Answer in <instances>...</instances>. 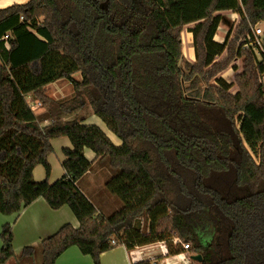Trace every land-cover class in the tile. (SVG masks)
Instances as JSON below:
<instances>
[{
    "label": "trees",
    "instance_id": "16d2710c",
    "mask_svg": "<svg viewBox=\"0 0 264 264\" xmlns=\"http://www.w3.org/2000/svg\"><path fill=\"white\" fill-rule=\"evenodd\" d=\"M226 12L240 22L218 43ZM262 22L264 0H30L0 9V214L42 198L79 222L19 253L4 224L0 264H23L37 250L38 264H55L71 247L101 264L118 246L158 242L173 255L189 244L202 257L193 264H264V55L242 45ZM191 25L194 63L183 55ZM238 60L228 83L220 74L237 71ZM59 80L73 95L55 101L46 89ZM87 106L120 146L95 125L63 120ZM62 137L73 149L63 150L65 175L50 184L51 141ZM87 149L110 173L106 192L122 202L107 217L78 186L93 168ZM39 165L43 182L33 177ZM196 224L213 227L209 247Z\"/></svg>",
    "mask_w": 264,
    "mask_h": 264
},
{
    "label": "crops",
    "instance_id": "0c3cea01",
    "mask_svg": "<svg viewBox=\"0 0 264 264\" xmlns=\"http://www.w3.org/2000/svg\"><path fill=\"white\" fill-rule=\"evenodd\" d=\"M29 1L30 0H0V9L12 6L14 4H26ZM222 16L224 18L225 17L229 18L232 22L227 25L224 23V19H223V22L221 26L218 28V32L214 38V40L218 43L224 42V38L228 33V31L230 30H231V36H233L234 29L235 27L238 26L240 22V16L237 13L226 12V13H222ZM192 26L193 25L187 27L183 31L182 40H183V49L186 43L190 49L188 53L190 61L195 62L193 36L192 33L189 32V30H187ZM232 26H234V29H231ZM262 39L264 42V35ZM257 57L261 60L259 56ZM237 63L241 64V61L238 60L235 62L237 71H234L232 68H230L231 70H233L234 75L236 72H240L242 69V66L239 68V66H237ZM220 77L223 78L222 76ZM227 82L232 83L233 80L231 82L229 81ZM261 82L264 84V75L261 78ZM46 90H47L46 91L47 96L50 97L51 99L55 101L63 100L62 98L55 99L58 98L57 96L62 94L60 90H54L50 94L48 93V87ZM67 94H70V96L68 95L64 99L70 98L73 95V93L70 92H68ZM27 100L28 102H30L31 108L40 126L41 127L49 126L51 124V119H49L47 112L41 106V104L37 102L36 103L31 102L32 99L30 96L27 98ZM91 113L92 112H84V110H82L79 112L78 116L79 115L82 116L81 120L85 125H87L86 122L89 118L90 122L99 126L96 123V121L91 117ZM69 118L70 116H64L63 120L70 121ZM99 128H101V126H99ZM107 136L115 146L121 145V142L114 140V138L111 135L107 134ZM51 146L53 148V153L48 157V161L51 165V174L48 178V182L50 184H53L54 182H56L65 175V171L62 167V164L65 160V155L63 153V150L64 149L72 150L73 147L70 140L67 137L53 139L51 141ZM85 157L89 161L93 162V168L78 182V184H80L81 182L83 183L85 180L90 186L91 183L97 184L95 182V179L98 178V174L100 175L104 174V176L101 175L103 181L99 183L101 184V187H103L105 179L109 178L110 173L103 164L99 165L95 154L91 150L88 149L85 150ZM33 177L36 182H43L47 179L45 169L43 168V166L39 165L35 167V169L33 170ZM84 189L86 191L88 190V187L86 188L84 187ZM82 192L84 193L83 190ZM101 192H102V188H101ZM100 198H103V201L101 202V205L98 204L96 207L98 208V213L101 216H104L103 214L107 210L103 206V202H106L105 205L106 207L107 206L113 207L114 205L112 206V203L114 202V200L113 198L107 197L103 193H101ZM89 200L91 199L89 198ZM91 202L93 203L92 200ZM7 223L11 224L13 228V248L16 253H19L24 247L39 245L44 239L55 234L62 226L66 224H70L76 229L79 227V222L72 213V211L69 209V207L64 206L59 210H52L42 198L37 199L34 203H32L30 206L22 210L19 214H14L11 216L0 214V232L2 226ZM203 228L202 231L205 232L204 235L200 233L198 234H200L199 237L201 238L204 246L209 247L212 244L214 230L213 227L210 225L204 226ZM169 246L170 245L167 244L166 242H158L150 245L135 247L132 250H128L125 246H118L101 255V264H133V262L135 261H139V262L150 261L151 264H163V263L193 264L192 261L194 260L192 259V256L187 250L183 251L181 249L182 250L181 254L173 255L169 251ZM1 247L2 244L0 240V249ZM36 260L38 261L36 262ZM40 261H41V251L37 250L34 259L24 260L23 264H34V263L38 264L40 263ZM9 264H14V261H11ZM55 264H93V261L89 256L83 255L77 247H71L57 259Z\"/></svg>",
    "mask_w": 264,
    "mask_h": 264
},
{
    "label": "rangeland",
    "instance_id": "374dc122",
    "mask_svg": "<svg viewBox=\"0 0 264 264\" xmlns=\"http://www.w3.org/2000/svg\"><path fill=\"white\" fill-rule=\"evenodd\" d=\"M223 19H224V23L227 24V25L232 22L229 18H226V17L224 18L223 17ZM236 22H237V20H236ZM259 27H261L264 30V22H262V24L259 25ZM231 29H234V26H232ZM235 29H236V27H235ZM235 29H234V31H235ZM187 30H189V28ZM189 51H190V49H189V47H188V45L186 43L185 46H184V49H183L184 61L185 62L194 63V61H190V59H189V55H188ZM237 66H239V68H240L242 65L240 63H237ZM233 75H234V72L230 68L220 74V76H222L225 80H227L229 82H231L233 80ZM73 78L75 80H77V81H80L81 80V75L80 74H75L73 76ZM54 90H60V92H62V94L59 95V96H57L58 98H55V99H61V98L64 99L68 95L70 96V94H67L68 92L73 93V87H72L71 83H69L66 80H59V81L54 82L53 84H51V85L48 86V93L49 94L52 93ZM235 91H236V88L235 87H233L230 90V92H232V93H235ZM83 110H84V112H92L91 108L88 107V106L85 107ZM81 117H82L81 115L78 116V114H77V115L70 116L69 119H70V121L71 120H74V119H77L78 121H82L81 120ZM91 117L96 121V123L99 126H101L102 129L101 128L100 129L106 135L107 134L108 135H111L114 138V140H117L118 142H120V140L113 133H111L108 130V128L106 127V125L98 117H96L93 114V112L91 113ZM86 123H87V125H95V124H93L92 122L89 121V118H88V120H87ZM95 126H97V125H95ZM99 126H97V127H99ZM101 175L104 176V174H101ZM101 175L98 174V178L95 179V182L97 184L91 183V186H90L86 182V180H85L83 183L81 182L80 184H78V186H79V188L81 190L84 191V193L87 195V197H89L96 206L98 204L101 205V202L103 201V198H100L101 193L105 194L109 198H113V200H114V202L112 203V206L114 205L113 207H109V206L106 207L105 206L106 205V202H103V206L107 210L106 212H104L103 215L107 217V216H110L111 214H113L114 212L118 211L122 207V202L119 199H117L116 197H113L112 195H110L109 193H107L106 190H105V185H106L107 181L111 178V176H109V178L105 179L104 185H103V187H101V184H99L101 181H103ZM84 187L85 188L88 187V190L85 191ZM101 188H102V192H101ZM99 192H101V193H99ZM94 196H95V198H94ZM195 227H196L197 233H200V234L204 235L205 232L202 231V227L199 226V224H196ZM37 261L38 260H36V262Z\"/></svg>",
    "mask_w": 264,
    "mask_h": 264
},
{
    "label": "built area",
    "instance_id": "2783aa9c",
    "mask_svg": "<svg viewBox=\"0 0 264 264\" xmlns=\"http://www.w3.org/2000/svg\"><path fill=\"white\" fill-rule=\"evenodd\" d=\"M261 23L257 24L253 29L252 35H247V37L242 41L243 48H250L252 49L257 56L261 58L262 55H264V42H263V35L264 30L259 27ZM116 242L113 240L112 245H115ZM182 247L184 250H189V244H182ZM166 264V263H163Z\"/></svg>",
    "mask_w": 264,
    "mask_h": 264
},
{
    "label": "water",
    "instance_id": "95a60500",
    "mask_svg": "<svg viewBox=\"0 0 264 264\" xmlns=\"http://www.w3.org/2000/svg\"><path fill=\"white\" fill-rule=\"evenodd\" d=\"M192 259L194 261H201L202 260V257H201V255H194V256H192Z\"/></svg>",
    "mask_w": 264,
    "mask_h": 264
}]
</instances>
